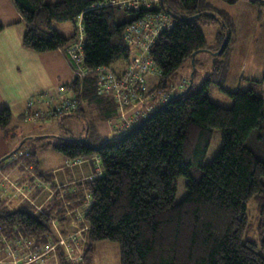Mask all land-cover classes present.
<instances>
[{
  "label": "trees",
  "instance_id": "trees-1",
  "mask_svg": "<svg viewBox=\"0 0 264 264\" xmlns=\"http://www.w3.org/2000/svg\"><path fill=\"white\" fill-rule=\"evenodd\" d=\"M13 1L26 24L23 45L39 53L67 49L78 39L77 25L74 35L67 37L55 29L53 21L80 20L85 65L92 69H114L112 64L124 58L127 69L132 61L125 38L128 26L146 12L169 14L173 24L160 31L147 52L155 65L149 75L160 76L153 84L148 78V85L170 91L183 81L174 82L173 75L187 62L192 64L194 77L191 83V73L186 75L183 89L172 92L169 101L127 132L109 138L102 137L98 121H110L119 113L113 97L99 91L97 75L75 76L63 86L76 92L77 109L40 120L81 117L84 132L75 139L59 136L57 142L40 147L60 151L68 161L95 158L100 169L96 168L93 177L60 188L52 182L55 191L41 209L32 201L37 200L42 182L30 193L31 199L20 200L17 206H13L12 191L2 195L0 229L21 251L15 258L7 250L0 251V264H13L16 259L28 264L42 262L39 249L50 241L57 243L62 234H71L68 228L73 221L79 222L83 234L78 244L70 243L73 253L80 251L82 258L73 260L66 245L59 244L57 255L52 256L54 264H86L97 243L108 240L120 245V264H264L262 82L254 80L248 89L224 88L235 100L230 107L218 105L206 93V85L221 75L226 61L217 59L203 84L195 82L198 67L204 65L199 58L202 52L217 50L224 55L230 51L234 38L225 15L216 8L202 9L200 0H160L151 10L105 5L110 0ZM122 9L132 18L119 20L118 10ZM215 21L225 30L218 32V46L213 50L198 22ZM4 29L0 20V32ZM14 118L11 108L0 109V128L8 141L16 138L11 131ZM21 118L28 120L24 113ZM27 144L19 143L0 159V166L16 151L29 147ZM30 148L32 153L23 156L24 161L33 165V174L40 181H51L40 171L36 144ZM37 178L29 180L24 174L19 184L29 180L34 186ZM253 200L260 211L256 230L248 213ZM253 231L257 241L250 238ZM4 245L0 242V247Z\"/></svg>",
  "mask_w": 264,
  "mask_h": 264
},
{
  "label": "rangeland",
  "instance_id": "rangeland-1",
  "mask_svg": "<svg viewBox=\"0 0 264 264\" xmlns=\"http://www.w3.org/2000/svg\"><path fill=\"white\" fill-rule=\"evenodd\" d=\"M62 1V0H55ZM264 0H237L235 3H230L227 0H200L202 9L205 10L217 9L225 15V19L232 29V36L234 41L231 44L230 51L224 55H220L216 52L218 42L216 36L219 31L225 30L222 24L218 21L211 22L210 24H202L198 22L199 27L203 30L208 45L212 47L216 52L205 51L199 55L200 60L204 63L198 67V73L196 77L197 85L201 86L210 73L213 72L215 61H226V65L223 67V71L218 78L212 79L206 86V93L210 99L225 107H230L234 104V97L229 95L224 88L228 90L248 89L254 80L261 81L264 89ZM119 20L123 17L132 18V15L126 11L118 10ZM55 29L67 37H72L76 31V25L83 27L80 20L77 23L72 21H53ZM127 59H119L115 61L111 67L116 70L127 67ZM192 64L187 62V65L182 67L173 75L174 82H179L181 79L191 73ZM187 75V76H186ZM149 82L153 84L158 82L160 78L159 73L155 75H149ZM87 118L91 117L89 110L87 112ZM41 120H19L15 119L11 124V131L16 133L17 139L12 146L19 145L25 140L28 144L33 141L36 144V151H38V161L41 163L42 170L51 169L54 166H64L67 163L78 161H67L66 157L53 148L46 150L40 146L47 142H57L59 136L66 138H79L84 132L85 120L83 118L68 116L64 117H52ZM99 132L102 137L109 138L114 137L113 125L109 121H98ZM26 137H29L26 139ZM27 147L23 148L26 149ZM23 149L21 151H23ZM212 150V149H211ZM5 159L1 164L8 161ZM87 159L84 158L83 161ZM92 162L86 163L89 166ZM94 165H99V160L93 159ZM85 164V165H86ZM1 165V166H2ZM0 166V167H1ZM79 170V166H73L71 173ZM31 175H28L30 177ZM31 177L29 178V180ZM7 183V182H6ZM34 192V191H32ZM25 193H30L25 190ZM46 202H48V196H43ZM47 198V199H46ZM44 200V201H45ZM35 201V200H34ZM39 204V203H38ZM259 205L253 200L248 207V213L250 221L254 224L255 230L257 229L258 217H259ZM69 231L75 235V240L82 236L83 231L80 229L78 221H73L69 226ZM254 230V231H255ZM252 232L250 238L255 241L258 240L255 232ZM80 236V237H79ZM95 254L92 255L86 264H120L121 262V249L120 245L114 241H100L97 243ZM74 254V253H73ZM76 254V253H75ZM52 255L44 257L42 262L33 264H54L52 262ZM82 258V257H81ZM80 258V259H81ZM79 259V260H80ZM78 261V260H77ZM56 262V261H55Z\"/></svg>",
  "mask_w": 264,
  "mask_h": 264
},
{
  "label": "built area",
  "instance_id": "built-area-1",
  "mask_svg": "<svg viewBox=\"0 0 264 264\" xmlns=\"http://www.w3.org/2000/svg\"><path fill=\"white\" fill-rule=\"evenodd\" d=\"M159 1L160 0H110L105 3V5L113 4L129 10H140L143 7H146L148 10H151L154 6L160 3ZM172 24L173 21L169 14L167 15L163 12L157 14L146 12L144 17L138 18L133 24L128 26L125 38L131 48L130 52L132 54V61L123 74H119L117 71L109 67L96 69L86 67L84 56L85 39L83 27L81 26H79V36L77 41L66 49L71 58L75 76L85 78L90 76V74L97 75L100 85L99 91L111 95L113 100L116 101L119 115L115 117V119L109 121L111 125H113L114 134L118 135L127 132V130L136 126L142 117H145L150 112H155L158 106L169 101L172 92H175L178 89H183L188 79H186V77L183 78L181 83L172 86L173 88L168 92L163 91V89L159 87L150 88L148 85L147 76L153 72L155 65L153 59L147 52L150 50L152 44L155 43L160 31L169 28ZM55 92L56 93L45 91L44 93L32 95V97L28 99L26 103L27 107L23 112L28 118V121L40 120L51 114H65L69 110L77 109L78 103L76 102V92L72 89L66 91L63 87H60ZM30 153H32L30 147L23 149V151H16L8 161L4 162L0 167V197H2L4 193L10 194L12 191V194L10 195L12 197L22 196L21 201L25 198L31 199L30 193L35 189V186L40 183V179L33 174V165L24 161L23 156H29ZM83 160L84 158L77 161L78 163H82ZM13 161H18L16 164L23 167V173L27 172L31 175V178H37L34 186L30 185L28 182L29 180L21 185L19 184V178L12 180L10 176L5 173L4 169ZM96 166L97 169H100L98 164ZM5 181L9 183L8 186H6ZM25 190L30 193H25ZM63 194L64 193H62V195ZM32 203L38 209H41L47 202L38 204L33 200ZM84 207H86V204ZM79 213H82V209H79ZM0 233H2V229H0ZM0 235V242H5V245L0 247V251L7 250V254L15 258L16 254L21 251L20 248H15L16 241H9L7 234L2 233ZM73 239H75L74 233L68 235L62 234L57 243L50 241L41 247L39 250L42 252L37 256L43 257L44 255L50 254L56 256L58 245L64 244L67 247L70 257L73 260H79L82 257V254L80 251L78 254H73V246L70 242L74 241L78 244ZM10 263L11 262H8V264ZM13 264L28 263H20L16 259Z\"/></svg>",
  "mask_w": 264,
  "mask_h": 264
},
{
  "label": "crops",
  "instance_id": "crops-1",
  "mask_svg": "<svg viewBox=\"0 0 264 264\" xmlns=\"http://www.w3.org/2000/svg\"><path fill=\"white\" fill-rule=\"evenodd\" d=\"M0 20L5 25V29L0 32V109L11 108L15 119L24 120L21 115L32 95L45 91L56 93L55 91L60 87L74 81L75 72L66 49L39 53L24 47L23 35L26 24L13 0H0ZM125 69L126 67L116 71L124 72ZM16 139L17 137L8 141L0 128V159L12 153L17 146H12ZM27 145L32 147L33 141ZM93 159H87L82 163L71 162L64 166H54L47 170H42L40 163V171L49 176L51 181H40L43 187H40L41 192L35 202L39 204L46 202L43 196H48V200L52 198L55 191L52 182L60 188L91 177L96 170ZM89 162L92 163L87 166L86 163ZM73 166H79V170L71 173ZM4 171L12 180L22 179L24 174L29 175L27 172L23 173V168L17 164L12 168H5ZM8 185L7 182L6 186ZM20 200L14 197L13 206H17Z\"/></svg>",
  "mask_w": 264,
  "mask_h": 264
},
{
  "label": "water",
  "instance_id": "water-1",
  "mask_svg": "<svg viewBox=\"0 0 264 264\" xmlns=\"http://www.w3.org/2000/svg\"><path fill=\"white\" fill-rule=\"evenodd\" d=\"M220 51H218V53H219ZM196 55V53L194 54V56ZM193 63H194V60H193ZM191 75H192V79H191V83L193 82V77H194V73L192 72L191 73Z\"/></svg>",
  "mask_w": 264,
  "mask_h": 264
}]
</instances>
